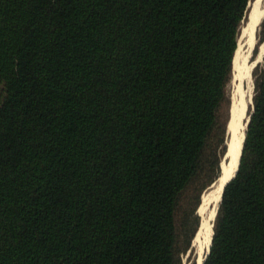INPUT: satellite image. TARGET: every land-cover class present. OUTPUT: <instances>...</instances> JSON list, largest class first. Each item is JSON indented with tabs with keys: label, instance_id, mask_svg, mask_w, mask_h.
I'll return each mask as SVG.
<instances>
[{
	"label": "trees",
	"instance_id": "1",
	"mask_svg": "<svg viewBox=\"0 0 264 264\" xmlns=\"http://www.w3.org/2000/svg\"><path fill=\"white\" fill-rule=\"evenodd\" d=\"M253 1L0 0V264H183ZM252 78L203 264H264V56Z\"/></svg>",
	"mask_w": 264,
	"mask_h": 264
},
{
	"label": "rangeland",
	"instance_id": "2",
	"mask_svg": "<svg viewBox=\"0 0 264 264\" xmlns=\"http://www.w3.org/2000/svg\"><path fill=\"white\" fill-rule=\"evenodd\" d=\"M254 5H255V0L249 6L250 17L252 15V10H253ZM261 6L264 9V0H262ZM250 17H249V19H250ZM249 19H248V21H249ZM245 22L246 21H244L242 26H241V30H240V34H239V38H238V42H237V49L240 50L238 61H239L240 65H242V64L243 65H242V68L240 69V67L236 66V64H233V62H232V75H231V81L229 83V98H230V111L229 112H230V114H229V121H228V134H229L228 152H230L231 132H230V128H229V122H230L232 105L236 104L238 106V108L241 109V107H240L241 104H244L245 109H244V113H243V116L241 119V123L245 124L246 119L248 117V108L251 105V98L253 95L252 70L254 69V67L258 63H261L262 59L260 58V55H262L263 50H264V42L260 43L259 38L257 37V34H256L258 28L256 30L252 31L249 36H243V29L247 24V22L246 23ZM234 57H235V55H234ZM234 57H233V59H234ZM249 99H250V101H249ZM242 130L243 129H242V126L240 124V126L238 128V133H241ZM213 189L214 188L212 185V187L202 197L203 199L201 202H203V203H201L199 208H198V213L200 215L201 221H202V217L207 216L209 214V212H211V215L216 212L215 200L217 197H219V195L215 196L214 200H212L211 203L209 200L210 193H212ZM200 210H201V212H200ZM201 231H203V232L201 233ZM201 231L198 232V234L194 237V239L191 243V246L189 248V251L183 259V264H191L193 260L195 261V264H198L199 259L204 260V258L206 257V254L208 252L207 241H206L207 235L205 234L204 229H201Z\"/></svg>",
	"mask_w": 264,
	"mask_h": 264
},
{
	"label": "bare ground",
	"instance_id": "3",
	"mask_svg": "<svg viewBox=\"0 0 264 264\" xmlns=\"http://www.w3.org/2000/svg\"><path fill=\"white\" fill-rule=\"evenodd\" d=\"M261 2H262V0H255V5H254L253 10H252V15H251L249 21L247 22L246 26L243 29V36H249L252 31H254L258 28L259 21L261 20V17L264 13V9L261 6ZM239 52H240L239 49H237L235 52V64H236V66L240 67V69H241L243 64L242 65L239 64V61H238ZM263 53H264V50H263ZM263 53H262V55H260V58L263 56ZM249 101H250V99H249ZM240 107H241V109H239L236 104H233L232 108H231V115H230V122H229L231 138H230V152H228V155L230 157V161L227 163V165H224L223 171H222L223 173L221 174L220 179L218 180L216 185L213 186L214 189L212 190V193H210V198H209L210 203L212 202V200H214L215 196H218V195L220 196V193H221V190H222L224 183L226 182V180L229 179V177L232 174V171L235 169V166H236L237 156H238V153L240 151L242 140L244 138L246 122H247V119H246L245 124L241 123V119H242V116L244 113L245 106H244V104H241ZM240 124H241L243 130L241 133H238V128H239ZM201 203H203V202H201ZM214 214L215 213H213L211 215V212H209V214L207 216L202 217V223H201L200 231H201V229L205 230L204 232L207 235L206 236L207 237V240H206L207 241V248L210 244V239H211V234H212V229L210 226V219L214 216ZM202 232L203 231H201V233ZM198 262H199V264H201L200 262H202V260L199 259Z\"/></svg>",
	"mask_w": 264,
	"mask_h": 264
},
{
	"label": "water",
	"instance_id": "4",
	"mask_svg": "<svg viewBox=\"0 0 264 264\" xmlns=\"http://www.w3.org/2000/svg\"><path fill=\"white\" fill-rule=\"evenodd\" d=\"M263 15H264V14H263ZM263 15H262V17H263ZM262 17H261V19H262ZM260 21H261V20H260ZM260 21H259V23H260ZM258 26H259V25H258ZM263 56H264V53H263ZM263 56L261 57V59L263 58ZM261 61H262V60H261ZM251 99H252V98H251ZM248 121H249V116L247 117L246 128H247ZM246 128H245V132H246ZM244 139H245V133H244V138H243V140H242V144H241V147H240V151H239L238 156H237V162H236L235 169L232 171L231 176L229 177L228 180H226V182L224 183V185H223V187H222V190H221V193H220V199H219L218 205H219V203H220V201H221L222 191H223L225 185H226L227 183H229V182L235 177V175H236V173H237L238 166H239V161H240V156H241V152H242V146H243ZM227 151H228V146H227ZM229 161H230V157H229L228 152H227V154H226V160H225V162H223V164H224V165H227V163H228ZM221 170H222V167H221ZM222 173H223V172H222ZM219 179H220V178H219ZM219 179H218V180H219ZM217 182H218V181H217ZM217 182H216V183H217ZM216 183L213 184V186H215ZM218 205H217V208H218ZM217 208H216V211H217ZM215 215H216V212H215ZM214 218H215V216H214ZM213 222H214V219H213ZM213 222H212V227H213ZM212 235H213V230H212V234H211L210 244H211V240H212ZM210 244H209V247H208V252H207V254H206V257H207L208 254H209ZM206 257H205V258H206ZM205 258H204V260H205ZM204 260H202L201 264H203Z\"/></svg>",
	"mask_w": 264,
	"mask_h": 264
}]
</instances>
